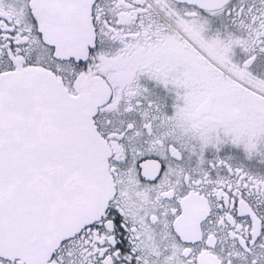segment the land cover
Wrapping results in <instances>:
<instances>
[{
    "label": "snow or ice",
    "instance_id": "obj_1",
    "mask_svg": "<svg viewBox=\"0 0 264 264\" xmlns=\"http://www.w3.org/2000/svg\"><path fill=\"white\" fill-rule=\"evenodd\" d=\"M0 264H264V0H0Z\"/></svg>",
    "mask_w": 264,
    "mask_h": 264
}]
</instances>
